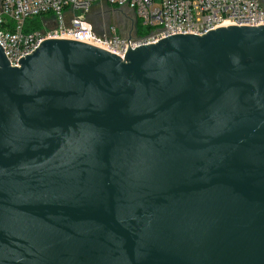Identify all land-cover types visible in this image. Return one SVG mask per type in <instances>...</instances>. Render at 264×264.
I'll use <instances>...</instances> for the list:
<instances>
[{
  "label": "water",
  "instance_id": "water-1",
  "mask_svg": "<svg viewBox=\"0 0 264 264\" xmlns=\"http://www.w3.org/2000/svg\"><path fill=\"white\" fill-rule=\"evenodd\" d=\"M0 264H264V26L0 46Z\"/></svg>",
  "mask_w": 264,
  "mask_h": 264
},
{
  "label": "built area",
  "instance_id": "built-area-1",
  "mask_svg": "<svg viewBox=\"0 0 264 264\" xmlns=\"http://www.w3.org/2000/svg\"><path fill=\"white\" fill-rule=\"evenodd\" d=\"M99 4L104 7L94 12ZM109 16L125 22L109 24ZM231 26H264V0H0V46L11 67L47 40L79 42L123 59L128 44L132 50Z\"/></svg>",
  "mask_w": 264,
  "mask_h": 264
},
{
  "label": "rangeland",
  "instance_id": "rangeland-1",
  "mask_svg": "<svg viewBox=\"0 0 264 264\" xmlns=\"http://www.w3.org/2000/svg\"><path fill=\"white\" fill-rule=\"evenodd\" d=\"M100 7H104V5L103 4H99L98 6H97V8L94 10V12L97 10V9H99ZM96 14V13H95ZM110 17V18H109ZM109 17H107V23H116L117 25H120V26H122L123 24H124V22H125V20L124 19H122L121 21H120V19H116V21L114 22L111 18H112V16H109ZM99 18V17H98ZM145 32V28L143 27V29H142V33H144Z\"/></svg>",
  "mask_w": 264,
  "mask_h": 264
},
{
  "label": "flooded vegetation",
  "instance_id": "flooded-vegetation-1",
  "mask_svg": "<svg viewBox=\"0 0 264 264\" xmlns=\"http://www.w3.org/2000/svg\"><path fill=\"white\" fill-rule=\"evenodd\" d=\"M133 24H136V23H133Z\"/></svg>",
  "mask_w": 264,
  "mask_h": 264
}]
</instances>
